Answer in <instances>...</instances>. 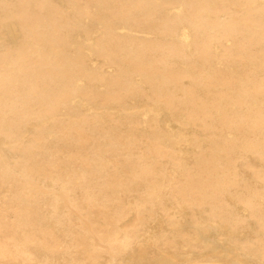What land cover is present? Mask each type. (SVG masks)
Listing matches in <instances>:
<instances>
[{
	"label": "bare ground",
	"instance_id": "6f19581e",
	"mask_svg": "<svg viewBox=\"0 0 264 264\" xmlns=\"http://www.w3.org/2000/svg\"><path fill=\"white\" fill-rule=\"evenodd\" d=\"M144 256L264 264V0H0V264Z\"/></svg>",
	"mask_w": 264,
	"mask_h": 264
},
{
	"label": "rangeland",
	"instance_id": "374dc122",
	"mask_svg": "<svg viewBox=\"0 0 264 264\" xmlns=\"http://www.w3.org/2000/svg\"><path fill=\"white\" fill-rule=\"evenodd\" d=\"M11 29V28H10ZM10 32H11V37H16L17 36V31H16V29L14 30H10ZM15 41H16V39L15 38H13ZM152 226L154 227L155 226V224H152ZM217 245H220V243H218ZM228 249H226V248H224V247H222V246H219L217 249H213V251L212 250H209V251H201V250H192V251H188V253H180V255L181 256H189V255H191L192 257H195V258H197V257H199L202 253H206V254H208V256H213L212 258H214V259H216V260H221V261H227V262H229V263H236V260L237 259H243V257L242 256H238V255H236L235 253H233L232 251H229ZM148 252V251H147ZM228 254H230L231 255V257L229 258L228 257ZM206 258H209V257H207L206 256ZM144 260H143V262L145 263V264H151V263H146V262H150V261H148L147 259H146V256H144V258H143ZM187 262L186 261H182V262H180V264H186ZM258 264V263H257Z\"/></svg>",
	"mask_w": 264,
	"mask_h": 264
}]
</instances>
